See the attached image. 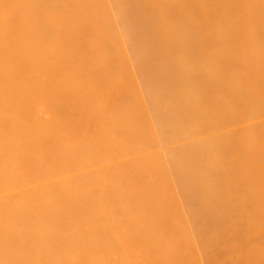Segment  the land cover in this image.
I'll list each match as a JSON object with an SVG mask.
<instances>
[{
    "label": "bare ground",
    "instance_id": "obj_1",
    "mask_svg": "<svg viewBox=\"0 0 264 264\" xmlns=\"http://www.w3.org/2000/svg\"><path fill=\"white\" fill-rule=\"evenodd\" d=\"M183 2L0 0V264H264V2L204 3L230 127Z\"/></svg>",
    "mask_w": 264,
    "mask_h": 264
},
{
    "label": "rangeland",
    "instance_id": "obj_2",
    "mask_svg": "<svg viewBox=\"0 0 264 264\" xmlns=\"http://www.w3.org/2000/svg\"><path fill=\"white\" fill-rule=\"evenodd\" d=\"M197 1V4H198V12H199V14H198V16L196 17V16H194V15H192L193 13H195V11H192L193 13L192 14H190V15H192V16H190L189 14L187 15V11L189 10V8H188V2H187V0L185 1L184 0V4H183V9L185 8V7H187L185 10H183V17H182V20H184V24H185V27H186V29L187 30H189V25H190V23L191 24H195L196 22L198 23V26H196L195 25V27H194V25H193V27L194 28H196V29H194V28H192V30H194L192 33H195V31H199L200 33H197L198 35H200V36H197V39L198 40H200V37H204V38H201V40L200 41H198L197 40V42H199V43H201V44H199V47H201L200 49H203V50H201V51H204V52H199L198 54H200L201 56L203 55V57L204 56H206L205 58H204V60H203V58L201 57V56H199L198 54H196L195 52H194V50L195 51H199V50H197L198 49V47L195 49V48H190L189 50H187L188 48L186 47L185 49V53H184V55H185V57L187 58V60H189V62H190V57L192 58L191 60H192V62H193V60L196 62L195 64L193 63V65H194V68L197 70V71H201V72H197V71H195V69H194V75L196 76L195 77V79H196V82H198L197 83V87H198V89L200 90L199 91V95H198V98H199V100H203V102L202 101H200V103L199 104H201V105H198V104H196V106H198L197 108H198V111H199V114L200 113H202V112H204V113H202L203 115H207V114H209V115H211L212 116V113L213 112H216L213 116L214 117H217V119H220L219 121H220V125L222 124V123H224V124H222V125H225V122H224V120L227 122L226 123V125L228 126V127H230V124L231 123H229L230 121L232 122V125H233V123L235 124V123H238L239 121H237V120H239L240 118V124H242V121H246V122H251L252 121V118L256 115V110L255 109H253L252 107H255V105H252V106H250V109L248 108V109H245V110H247V111H245L243 108H241L242 107V103H240V102H243V101H245V100H250V99H252L253 97L252 96H250V94H248V95H246L247 93L245 92V95H246V97H245V95H244V93H243V91L242 90H244V91H248L249 89L247 88V86H245V87H243V88H240V89H242V90H240L239 88H237L235 85L233 86L232 84H233V80L231 79V78H233V76H232V74H233V72H234V76H235V71H231L232 69H225L224 68V70H221L222 68H223V62L224 63H228V65H230V64H232V65H236V66H238V65H240V63L239 62H236V61H234L233 59L235 58V57H233V56H230L229 57V62H227V60H225L224 59V57L222 58L221 56H220V48H215L214 49V47H215V45H216V40H212V37L210 38V32L209 31H206L205 30V28L208 26H206V24L208 23V21L209 20H211V18L209 19V10L207 11V10H205V8L206 7H204V3H205V0H196ZM203 1V3H201ZM201 4V5H200ZM204 7V8H203ZM193 10H195V8L193 9ZM187 12V13H186ZM207 12H208V14H207ZM203 14V15H202ZM185 16H189L190 18L192 17V19H191V21L189 20V17H185ZM201 16V17H200ZM208 16V17H207ZM185 17V18H184ZM198 17H200V18H198ZM212 17V16H211ZM188 18V19H187ZM194 18H197V19H194ZM194 19V20H193ZM188 20V21H187ZM204 20V21H203ZM186 21V22H185ZM188 22H190V23H188ZM263 22H264V20H263ZM188 23V24H187ZM203 23H204V25H203ZM206 23V24H205ZM203 27L204 26V30H205V32H204V30H200V27ZM184 27V28H185ZM188 27V28H187ZM199 29H198V28ZM186 29H184L186 32H187V30ZM202 29V28H201ZM211 29V28H210ZM209 29V30H210ZM212 31V30H211ZM203 32V33H202ZM205 33V34H204ZM209 33V34H208ZM207 34V35H206ZM209 36V37H208ZM204 39V40H203ZM205 40H206V42H205ZM208 40H209V42L211 43H209L208 42ZM207 43H209V44H207ZM214 43V44H213ZM202 45V46H201ZM204 46V47H203ZM205 46H207V47H205ZM209 46H210V48H209ZM213 49H214V52H212L213 51ZM254 50H255V55H256V57L257 58H259V59H261L263 62H264V48H259V46H255V48H253ZM262 51H261V50ZM208 50V51H207ZM249 50V49H248ZM254 50H251L252 51V53H254ZM188 51H190V52H188ZM258 51H259V53H258ZM207 52V53H206ZM217 52H218V54L219 55H217ZM257 52V53H256ZM187 54H189L188 56H187ZM193 54V55H192ZM206 54V55H205ZM212 54H214V55H212ZM195 55H197V56H195ZM250 55V54H249ZM258 55V56H257ZM262 55V56H261ZM219 57L218 59H217V57ZM194 57V58H193ZM211 59H209V58ZM215 57V58H214ZM225 58H227V57H225ZM200 59V60H199ZM222 59V60H221ZM198 61V64H197V61ZM201 61V62H200ZM209 61H210V63H209ZM220 61V62H219ZM204 62V63H203ZM207 62V63H206ZM262 62V65L264 66V63ZM212 66V67H210L209 66V64ZM237 63H238V65H237ZM199 65V66H201V67H199V66H197V65ZM207 64V65H206ZM227 65V66H228ZM234 65V66H235ZM209 66V67H208ZM217 66V67H216ZM235 66V67H236ZM220 67V68H219ZM239 67V66H238ZM204 68V69H203ZM209 68V69H208ZM207 69V70H206ZM203 70H206L205 72L203 71ZM212 71V72H210V74H209V71ZM221 70V71H220ZM225 70H228L227 72L228 73H230L231 75L230 76H232L231 78H229L227 75H228V73L227 72H224ZM187 71V70H186ZM187 72H189V69H188V71ZM219 72V73H218ZM197 73H200V74H202V75H200V74H198L197 75ZM214 73V74H213ZM219 74V75H218ZM221 74V75H220ZM224 74H226V76H224ZM208 75H213V76H210V77H208ZM198 76H200V77H198ZM203 76V77H202ZM205 77V78H204ZM219 77V78H218ZM222 77V78H221ZM225 77V79H223ZM197 78H198V80H197ZM201 78V79H200ZM208 80V81H210V82H206L205 80ZM215 79V80H214ZM217 79H218V81L220 82H218L217 81ZM223 79V80H222ZM225 81H227V82H225ZM200 82H202V84H203V86H202V84H200ZM224 82H225V84H224ZM204 83H207V86L210 88V90H212L213 89V87L215 88V89H213V91H209L208 90V88H207V86H205V84ZM227 83V84H226ZM232 83V84H231ZM221 84V86H222V84H223V86H222V88H220L221 86H219ZM199 85V86H198ZM263 85H264V83H263ZM201 87V88H200ZM205 87V88H204ZM218 87V89L216 90V88ZM207 88V89H206ZM224 89H226V90H224ZM232 89V90H231ZM236 90L237 92H235L234 90ZM239 89V90H238ZM206 90V91H205ZM216 90V91H215ZM225 91V92H224ZM226 91H228L227 92V94H228V96H227V94H226ZM238 91H240V92H238ZM210 92V93H209ZM211 92H213V94L211 93ZM210 94L212 95L211 97H210ZM232 95V96H230V95ZM202 95V96H201ZM219 95V96H218ZM244 97H243V96ZM205 96V97H204ZM220 97V98H215V97ZM237 96V97H236ZM241 98H240V97ZM248 96H250L251 98H247ZM202 97H204V98H202ZM209 97V98H208ZM222 97H225L224 99H222ZM228 97V98H227ZM239 97V98H238ZM210 98H211V100H212V98H214L215 99V102L213 101L212 103H214V104H216L215 106H214V104H212V103H210L211 102V100H210ZM217 99V100H216ZM231 99V100H230ZM218 100H220V101H218ZM242 100V101H241ZM197 101V100H196ZM205 101V102H204ZM206 101H210V102H206ZM222 101V103H220ZM225 101V102H224ZM226 102H227V104H226ZM235 103V105L236 106H239L240 108H241V110L239 109V108H237L235 105H234V103ZM197 103V102H196ZM203 103H205L204 105L205 106H208V107H204L202 104ZM207 103V104H206ZM210 103V104H209ZM231 103H233V104H231ZM212 104V105H211ZM223 104V105H222ZM218 105V106H217ZM219 105H222V107H219ZM227 106V108H225V106ZM234 105V106H233ZM202 107L201 108V110H200V107ZM210 106H213V107H210ZM217 106V107H216ZM235 107H236V109H235ZM209 108V109H208ZM212 110H211V109ZM217 108L220 110L221 108V112L219 111V110H217ZM231 108H233L232 110H231ZM202 109H204V110H207V112L206 111H202ZM215 109V110H214ZM225 109V110H224ZM229 109H230V111H229ZM254 110V113H253V115H249L250 114V112H252V111H250V110ZM214 110V111H213ZM217 110V111H216ZM226 110H227V112H226ZM236 110H240V112H236ZM244 110V111H243ZM202 111V112H201ZM210 111H213V112H210ZM223 111H224V113H223ZM219 112V113H218ZM233 112V113H232ZM211 113V114H210ZM226 113H229V114H227V115H224V114H226ZM238 113V114H237ZM239 113H240V115H239ZM248 113V115L251 117V119L248 117V116H246V114ZM202 114H200V115H202ZM216 114H219V115H216ZM231 114H232V116H231ZM224 115V116H223ZM235 115H238L237 117L235 116ZM227 116H230V117H227ZM244 116V117H243ZM245 116H246V119H245ZM222 117V118H221ZM224 117H226L225 119H223ZM231 117H233L234 118V120L231 118ZM240 117V118H239ZM232 120H231V119ZM237 118V119H236ZM242 118H244V120L242 119ZM229 119V120H228ZM223 120V122L221 123V121ZM228 120V121H227ZM240 124H238V125H240ZM244 124V123H243ZM247 124V123H246ZM231 125V126H232ZM241 126V125H240ZM240 126H237V127H240ZM245 125H242V127H244ZM236 127V126H235ZM232 128H233V126H232Z\"/></svg>",
    "mask_w": 264,
    "mask_h": 264
},
{
    "label": "crops",
    "instance_id": "obj_3",
    "mask_svg": "<svg viewBox=\"0 0 264 264\" xmlns=\"http://www.w3.org/2000/svg\"><path fill=\"white\" fill-rule=\"evenodd\" d=\"M263 2H264V0H263ZM262 4H264V3H262ZM195 6H196V7H195V10H197V11H195V14L198 15V5L195 4ZM261 6H262L263 8L260 7V12H262V13H260V15H261V14H264V5H261ZM261 10H262V11H261ZM196 17H197V16H196ZM260 17H262V18H261V20H259V22L257 21V23L260 24L261 28H263V27H264V22H263V20H264V15H261ZM262 19H263V20H262Z\"/></svg>",
    "mask_w": 264,
    "mask_h": 264
}]
</instances>
